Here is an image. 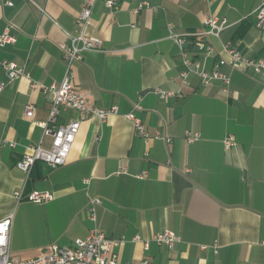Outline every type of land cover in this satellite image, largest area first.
<instances>
[{"label":"crops","instance_id":"1","mask_svg":"<svg viewBox=\"0 0 264 264\" xmlns=\"http://www.w3.org/2000/svg\"><path fill=\"white\" fill-rule=\"evenodd\" d=\"M11 2L12 5H7ZM262 0H119L112 17L95 0L87 34L100 50H86L72 66V82L88 94L89 105L116 106L105 120L62 109L59 123L79 119L64 165L36 162L26 179L15 166L27 144L49 147L40 123L47 119L51 93L31 82H59L65 71L59 44L75 33L82 0H0V34L14 42L0 46V62L23 67L28 77L13 80L0 93V220L12 216L10 251L31 258L51 244L71 245L97 227L111 238L124 237L117 248L122 262L148 264H264V70H219L228 84L204 85L186 70L182 54L202 59L196 42L213 47L204 66L212 70L230 43L246 56L264 59V23L256 25ZM145 3L141 7L140 4ZM226 18L218 35L187 37L202 30L205 18ZM173 33L187 37L180 46ZM194 42L193 44H191ZM0 65V80H6ZM181 91L160 97L156 89ZM138 103L140 108L133 109ZM33 105V115L24 106ZM144 126L140 135L125 114ZM186 131L199 134L188 142ZM232 135L235 145L225 148ZM9 141L16 142L14 148ZM47 191L45 203L14 192ZM99 198L95 221L88 218L89 199ZM166 230L180 241L168 248L141 240Z\"/></svg>","mask_w":264,"mask_h":264},{"label":"built area","instance_id":"2","mask_svg":"<svg viewBox=\"0 0 264 264\" xmlns=\"http://www.w3.org/2000/svg\"><path fill=\"white\" fill-rule=\"evenodd\" d=\"M95 0H82L81 8L76 16L77 29L75 33H66V41L59 44L62 60L64 62L65 71L59 82H52L48 85L38 82H31L32 89L42 90L51 93L50 106L48 109L47 119L40 123L43 128V135L50 136L51 141L49 147H43L41 140L37 144H27L21 155L15 161V166L24 172L26 179L28 178L33 165L41 162L49 168H56L64 165L71 145L75 139L79 128V119L71 118L66 123H59L60 113L62 109H70L81 112L87 117H97L105 120L108 116L117 114L116 106L98 108L89 105L88 94L81 92L72 82V66L74 63L82 59V53L86 50H100V42L96 38L87 34V28L91 23V12ZM109 10L112 17L118 10L119 0H102ZM12 5L11 2H6ZM141 3L139 7L144 5ZM256 25L262 27L264 23V0L255 11ZM202 30L192 32L187 37H202L208 35H218L225 27L228 26L226 18L208 17L203 22ZM169 35L173 40L182 46L185 43L184 36H179L172 31V25L167 24ZM15 38L8 33L6 29L0 34V46L14 42ZM197 50L202 52V59H193L188 57L185 52L182 54V62L186 70L182 72V82L186 81L190 73L196 74L200 82L204 85L210 83L214 79H220L223 83L228 84L229 78L226 74L219 70L222 62L228 63L232 69L241 71L260 72L264 70V59H254L246 56L230 43L222 46L220 54L225 56L222 60L215 63L212 70H207L204 66L205 58L213 51V47L203 43L196 42ZM0 65L6 73V80H0V93L7 84L21 77H28V73L23 67L8 61H1ZM160 97L177 96L182 97L181 91L156 89ZM138 103L133 105V109H139ZM33 105L26 104L24 106V115L31 117L33 115ZM125 117L131 120L136 131L147 136L144 126L139 118L135 117L133 112L125 114ZM185 138L188 142H192L199 138V134L193 131H186ZM8 145L12 148L16 146V142L9 141ZM225 148L235 145V139L232 135L223 138ZM53 198L52 194L47 191L32 190L25 192L24 186L14 192L16 202L27 199L34 203H45ZM101 203L96 197L89 199L86 207L87 216L90 220L95 221V205ZM12 225V216H6L0 220V264H148L147 259H141L135 263L122 262L119 258L117 248L124 242L125 238H111L105 235L97 227H92L87 236L84 238H75L71 245L51 244L50 249L31 258H21L13 256L10 251V231ZM132 241H141L143 249L147 250L150 241L168 248L180 241V238L170 230L158 232L152 235L150 240H141L139 236H134ZM264 242V241H263Z\"/></svg>","mask_w":264,"mask_h":264},{"label":"water","instance_id":"3","mask_svg":"<svg viewBox=\"0 0 264 264\" xmlns=\"http://www.w3.org/2000/svg\"><path fill=\"white\" fill-rule=\"evenodd\" d=\"M186 45H187V44H186V43H184V47H186ZM197 49H198V48H197V46H195V50H197Z\"/></svg>","mask_w":264,"mask_h":264},{"label":"trees","instance_id":"4","mask_svg":"<svg viewBox=\"0 0 264 264\" xmlns=\"http://www.w3.org/2000/svg\"><path fill=\"white\" fill-rule=\"evenodd\" d=\"M193 40H195V37H193ZM194 42H192L191 44H193Z\"/></svg>","mask_w":264,"mask_h":264},{"label":"rangeland","instance_id":"5","mask_svg":"<svg viewBox=\"0 0 264 264\" xmlns=\"http://www.w3.org/2000/svg\"><path fill=\"white\" fill-rule=\"evenodd\" d=\"M25 200H27V199H25ZM27 201H29V200H27ZM31 202V201H30Z\"/></svg>","mask_w":264,"mask_h":264}]
</instances>
